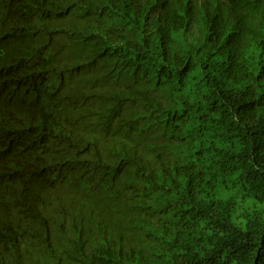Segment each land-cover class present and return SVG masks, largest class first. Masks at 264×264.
<instances>
[{
    "label": "trees",
    "instance_id": "16d2710c",
    "mask_svg": "<svg viewBox=\"0 0 264 264\" xmlns=\"http://www.w3.org/2000/svg\"><path fill=\"white\" fill-rule=\"evenodd\" d=\"M0 264H264V0H0Z\"/></svg>",
    "mask_w": 264,
    "mask_h": 264
},
{
    "label": "rangeland",
    "instance_id": "374dc122",
    "mask_svg": "<svg viewBox=\"0 0 264 264\" xmlns=\"http://www.w3.org/2000/svg\"><path fill=\"white\" fill-rule=\"evenodd\" d=\"M233 196H234V198H238L239 197V195L237 196L236 192L233 193Z\"/></svg>",
    "mask_w": 264,
    "mask_h": 264
}]
</instances>
